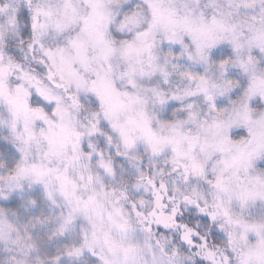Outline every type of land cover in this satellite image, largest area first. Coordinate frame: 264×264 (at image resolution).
Returning a JSON list of instances; mask_svg holds the SVG:
<instances>
[{
    "label": "snow or ice",
    "instance_id": "1",
    "mask_svg": "<svg viewBox=\"0 0 264 264\" xmlns=\"http://www.w3.org/2000/svg\"><path fill=\"white\" fill-rule=\"evenodd\" d=\"M0 264H264V0H0Z\"/></svg>",
    "mask_w": 264,
    "mask_h": 264
}]
</instances>
